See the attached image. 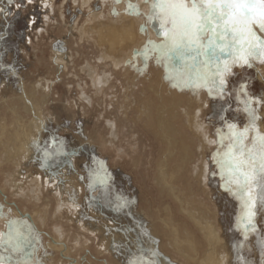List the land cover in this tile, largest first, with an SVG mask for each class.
Segmentation results:
<instances>
[{
    "label": "rangeland",
    "instance_id": "1",
    "mask_svg": "<svg viewBox=\"0 0 264 264\" xmlns=\"http://www.w3.org/2000/svg\"><path fill=\"white\" fill-rule=\"evenodd\" d=\"M4 1L8 4L10 15L9 17H6L5 13L4 18H1L0 14V119H4L5 123L13 128V126L15 127V124H17L15 123L16 120L20 118L21 120L19 123H24L26 126V124L32 121L33 115L27 114L21 105V96L23 92L32 93L35 89V84L41 82L40 80L42 79L53 82V85L55 86L52 91L48 92L49 86L41 87V85L40 90L38 89L37 91V99L40 101L41 98H43L41 101V110L44 113L43 119L45 121L43 126L46 129L42 132L41 152L52 147L56 138H61L62 142L68 148L74 146L79 149L83 147L82 145L91 149L94 148L97 155L101 157L105 156L108 168L116 170L119 174L116 176L117 185L114 184V186L117 189V194L120 193L121 195L120 199L122 200L123 208L118 209L113 207L112 211L114 215L121 216L122 214L125 219H122V222L125 225L126 223L124 221H126V218L133 215L140 221L139 226L147 229V233L150 232V230L153 231L152 226H156L160 232L158 233V236L156 235L158 237L157 252L163 258L167 257L173 264H198V262L193 263V260L187 263L182 256H179L170 250V247L166 244V241L171 240L166 231L168 228L165 229V234L161 229L160 220H158L163 217V208L169 204L171 213L169 214L168 219H170L171 223L174 225V229L177 230L179 240L187 242L183 248L189 249L188 247L191 242L196 243L198 248L195 249V251L199 256L203 257L204 253L202 255L201 253L207 247L204 246L205 241L202 239L203 235L193 225L191 220H188L189 218L187 217V219L185 214L178 210L179 206H177L176 202L178 200L176 198H171V196L165 193L161 187H157L155 182L157 177V166L161 165L164 158L168 157L167 145L163 136L164 130L162 131L159 126L160 114L157 104L160 106V103H158L157 99L151 94L152 89L161 87L164 79L167 78L165 74L168 70L160 71V69H158L165 67L164 64L158 60L155 52L150 48V53L148 56L144 57L146 64L140 66L137 63V60L140 58V51L139 53L136 52L137 55L134 56L135 58L133 59L136 65L134 66V64L131 63L126 67L127 70L124 73L121 71L111 72L114 77V80L112 79L113 81L110 83L111 89H106L104 93L101 92L95 94L96 91L92 88L91 83L85 76L82 68L88 62L96 65L99 73H110V67L108 64H105V66L97 65V59H99L100 55L98 46H94L91 42L81 41L78 36L79 28L82 29L85 26V20H87L88 17V8L87 10L84 8L83 11H79L76 9H79L80 6L70 2V0H68V2L65 0H58L55 5V10L51 12L50 8L46 6L42 0H3V3ZM75 1L77 2V0ZM115 1L119 4L122 3L123 0ZM144 1L146 4L150 3L148 9L150 14V8L153 2L151 3L152 0ZM1 3L0 0V9L2 6ZM67 3L69 4L67 5ZM125 4L127 5L126 15L133 16L134 13L137 15L141 13L137 3L135 4L126 0ZM3 5H5V3ZM60 7L63 8L60 9ZM81 8L82 7H80V9ZM102 10L104 9L102 8ZM108 12L110 13L109 17L116 20L120 11H107L106 13ZM61 13L64 15L65 25L68 27H65V25L62 24L63 19L61 18ZM70 18L72 19L70 20ZM144 18L146 20L143 19L142 26H146L148 29L150 28L154 32L156 38L161 41L162 38L157 35L158 24L155 21L149 22L146 16ZM142 26L140 31L142 34H145L146 30L143 29ZM61 42L63 48L66 49V53H63L62 56L64 67L60 68L59 66V68H53L52 56L59 52H54L51 45ZM154 43L156 44V42ZM131 54L134 55L135 52ZM253 61L257 67L259 66L258 68L264 77V61L258 59H253ZM139 69L141 73L139 72ZM61 70L63 72H61ZM153 70H155L157 74H155L156 72L152 73ZM255 77L256 76L247 65L242 67L233 66L230 74L226 76V87L224 88L222 96L220 95L218 87H213L212 85L204 86V92H206L205 96L208 100L209 106L207 107V110H205L202 120L209 128L212 137L217 142L216 147L206 150L204 155V162H206V167H208L207 172L208 174L211 173L209 180H207V195L204 194L201 185L195 180L191 171V168L198 162L197 153L195 151L196 149L198 150L199 140L192 136L189 130L185 127V124L181 119L182 117L179 112H176V109L169 112L166 117L167 120L170 119L173 126V132L175 133L173 136L176 137L178 142L180 141L182 143V145L178 144L182 147L176 145V152H183L185 148L190 146V150L186 149L190 156V161L186 166L179 168V161L177 158L175 159L174 155L169 158L173 161L167 159V168L165 170L167 177L172 181V186L179 193L175 196L190 205L187 209L201 210L206 216L209 215L208 217H211L212 220H215V218L217 221L219 220L218 223H221L219 226L222 230L221 236L223 238L222 255L226 256L227 264H250L251 261L255 264H264V203H261L260 200L257 199L258 197H256L254 206L250 205L249 208L246 209L243 206L241 199L234 195L235 184L230 185L228 183L227 178L229 172L226 169H222L213 159L214 155L217 154H220L218 155V158H223L224 153L229 150L228 144L230 143V133L228 125L235 124L242 130L252 119V117L242 109L240 106L242 104L240 103V105H238L241 98H246L245 100L249 101L248 111H254L256 120L258 119L257 116L259 112L260 116L263 118L260 126L264 128V82L262 84L259 80H255ZM166 84H168L167 90H163L166 92L163 96L165 101L162 102L165 106L171 105L172 101H179V97L176 100L169 98L175 94L174 92L184 93L185 91V93L187 92L188 94L192 93L187 89L188 84L183 80L175 79L174 76L167 81ZM242 85H245L243 91H241ZM44 89L47 91H44ZM130 89L133 92L131 94L132 97L130 96V105L127 107L125 103L128 99L125 97V100H123V96L124 93H127L128 91L130 93ZM212 89L217 90L218 97L214 98L212 96V98L209 95V90L212 93ZM144 92L147 96L145 95L146 97L143 98ZM243 92L247 93V97L241 95L244 94ZM81 94L86 96L87 99L90 98L92 100L90 104L91 106H89L83 98L82 100L79 99ZM180 98L182 99L181 103L184 105L186 100H184L185 97L180 95ZM153 100L156 103H154ZM255 101H259V103H255ZM13 103L18 104L19 109L16 110L17 114H12L11 110H8L7 106L12 105ZM124 106L128 109L136 106L134 111L128 114L129 117L127 118H125L123 112V110H126ZM141 107L150 108L149 115L147 114L146 117H140L141 114L139 109ZM242 111L248 115L246 118L241 116ZM140 118L143 119L141 120ZM149 118L150 120H148ZM108 122L115 123V127L118 130L116 140L111 135L112 131L108 128ZM165 136L171 138L172 135L166 131ZM21 138L23 139L22 136ZM177 147L178 149H176ZM120 154H122V156H120ZM193 154L195 155L194 157ZM44 157L45 155L43 154L42 158L45 161ZM68 159H70L72 163L74 161L73 166H71L73 169H76V160L72 157ZM25 162L26 160H22V163L24 164L21 165L22 167H20V171H18L17 174H14L11 169L0 171V189L1 191L3 190L6 201L9 203L7 205L12 208H18L21 213H25L26 211L32 213L39 202L36 201V199H33L34 197L31 195L32 193H30L29 199H17L15 195L13 196L12 194V190H15V188L11 183L17 181L15 184L21 185L22 181H26L24 179L26 176H39V173L43 175L46 172L44 171L45 169L49 170V166L46 165L47 162L45 161L46 163L43 167H41V165L30 166L29 164V166L27 165V167H25ZM55 167L56 166H53V168ZM58 169L60 170L61 167ZM8 174L10 177L7 179ZM74 175H76V173ZM77 175L80 176L78 172ZM74 178L76 179V182H78V177L74 176ZM26 185L27 184H24L23 186ZM80 187V195H86L84 187ZM229 188H232L233 191H230ZM28 189V191L33 190L31 187ZM41 189L44 190L43 188ZM43 194L45 199L49 198L47 192H44ZM91 198V202H98L94 200V197L91 196ZM130 198L133 199L132 202H129L128 199ZM47 207L49 208V219H52V221H48V225L41 226L37 221L32 224L27 220L23 221L26 223V226H28V230L31 233H34L33 228L35 227L45 235L58 239L55 230L61 228L64 235L62 237L63 241L65 240V237L67 240H73H69V245L73 248L76 247L73 242H75V239L78 236V240L81 242L82 238H88L85 248L80 244L84 250L80 248L79 250H76L77 252L75 251L77 254V256H75L76 259L84 258V256H86V259H88V262L91 264H102L103 261H108L107 264L125 263L126 260L122 259L124 254H119V256H115L114 259L104 257L99 252L98 247L103 245L104 237H94V240L91 237H86V232L83 234L82 232L84 231L79 230L78 224L74 222L71 223L65 216L60 217L62 218L61 221L59 218L58 220L56 219L55 222V203L52 202L48 204ZM90 208L93 207L90 205ZM131 208L138 213H135L133 210L132 213H127L126 211ZM250 211L255 214L251 217V222L249 223ZM140 213H143L144 215H141ZM139 215L142 216V219H139L141 218ZM170 215L172 217H170ZM66 220L69 222L67 221V224L64 225L63 222ZM118 225L120 226V224ZM43 227H45V230L42 229ZM130 227L132 226H129V229ZM216 228L217 230L220 229L219 227ZM81 230L83 229L81 228ZM190 235L191 237H189ZM36 237L34 236L33 238H36L35 240L39 246L37 252H40L39 250L45 245V236L36 235ZM136 237L137 236H134V238ZM188 237L191 239V242L188 240ZM64 242L67 243L66 240ZM90 242L92 243L90 244ZM146 243H148L146 240H140L138 245L141 246V250L146 249ZM131 249L132 253L130 254L132 256L133 253L136 254V256L134 255L135 259L131 258V262L138 261L140 258L137 256V251H134L133 247ZM114 250V252L117 251L116 249ZM160 253L164 254L165 257ZM127 264L129 263L127 262Z\"/></svg>",
    "mask_w": 264,
    "mask_h": 264
},
{
    "label": "bare ground",
    "instance_id": "2",
    "mask_svg": "<svg viewBox=\"0 0 264 264\" xmlns=\"http://www.w3.org/2000/svg\"><path fill=\"white\" fill-rule=\"evenodd\" d=\"M42 1L49 8H53V2H55V0H45V1L42 0ZM90 1L91 0H79V4H81L80 5L81 7L87 8V6H89ZM109 1H111V0H98V2H100L101 4L108 3ZM130 1H133V0H130ZM137 1H138V4L140 6L141 11L144 13H147L148 4L147 5L143 4L141 2L142 0H137ZM72 3L78 4V3H76L75 0ZM5 5H6V3H5ZM5 5L2 4L1 9H0L1 18H4V14L6 11ZM120 7H121V9H123V7L121 5H120ZM101 11L99 13H94V12L89 11L87 20H85L84 28H82V29L79 28V36H80V39L82 41L91 42L94 44V46L95 45L98 46V48L100 50L99 59H97L98 63H100V64L101 63L102 64L107 63L108 66L112 68L113 72L121 71L122 73H124L127 70L126 67L131 64L130 61H134L133 60L134 56L137 55L136 52L139 53V51H140V58L137 60V63L140 66L143 64H146V61H144V57L148 56V54L150 53V43L153 44L154 42H156V44H159L161 41H159L156 38V36L154 35V32L151 31L150 29H148L147 27H146V33L142 34L140 29H141V26L143 24L144 18L143 17L141 18V17L124 15L121 12L119 14L118 18L116 20H113L112 18L109 17V15L108 16L103 15V11L102 12ZM107 11H108V9H107ZM133 52H135L134 55L131 54ZM58 55L59 54H56L54 56L55 58L53 59V63L55 65H58V62L63 61L58 57ZM250 66L254 69L257 78L261 79L264 82V77L262 76L261 71L258 68L259 66L257 67V65L254 63L253 60L250 61ZM158 69H160V71L166 70L165 67L158 68ZM82 71L85 73L87 78L90 80L92 88L96 91L95 94L101 93V92L104 93V91L106 89H109L111 87L110 83L112 82V79L114 78L113 73H111V72L110 73H105V72L99 73L97 70V66L90 64L88 62L84 65V67L82 68ZM139 72L141 73L140 69H139ZM154 72H156V71L153 70L152 73H154ZM166 72L167 73L165 75L167 76V78L164 79L163 85L161 87H158V88H153V89L151 88L152 89V91H151L152 96L157 99L158 103H160V106L157 104V108H158V111L160 114L159 126L161 127L162 131L164 130L163 136H164V139H165V142L167 145V156H168L167 158H164V161L161 165L157 166V177H156L155 182H156L157 187H161V189L165 193L170 195L171 198H173V199L176 198L178 200V201H176L177 206H179L178 210H180V212L185 214L186 218L188 217L189 219L188 218L187 219L191 220L193 225L203 235L202 239H204V241H205L204 246L205 247L207 246L206 249L204 250L205 252L203 251L201 253V255L204 253L203 257L199 256V254L195 251V249L198 248L197 244L192 243L191 239L189 238V237H191L192 233L188 237L189 239L187 238L191 242L190 246L188 247L189 249L183 248V246H185L187 242L179 240L177 230L174 229V225L171 223L170 219H168L169 214L171 213V209L169 207V204H168V206H165L163 208V210H162L163 217L161 219H158V220H160L161 229L163 230L164 233H165V229L168 228V230H166V231L168 232V234H169L168 236L171 238V240L166 241V244L168 245V247H170V250H172L175 254L182 256L187 263L189 261L193 260V263L198 262V264H227L226 263V261H227L226 256L222 255L223 254V251H222L223 238L221 236L222 230L219 226L221 223L220 224L218 223L219 220L217 221L216 218H215V220L214 219L212 220L211 217H208L209 215L206 216V214H204V212L201 210L187 209L188 207H190V205L188 203H185L184 200L175 196L179 193L172 186L173 183H172V181L169 180V178L167 177V174L165 172V170L167 168L166 161H167V159L173 161L172 159H169L173 155H174L175 159L177 158L179 161L178 162L179 168L186 166V164L190 161V156L187 153V150H190V146L185 148L183 152H176V150H175L176 145H178V144L182 145V143L180 141L178 142L176 137L173 136V134H175L173 132L174 131L173 126L171 124L170 119L167 120V118H166L167 114L169 112H171L173 109L174 110L176 109L177 110L176 112H179L180 116L182 117L181 119L184 122L185 127L189 130V132L192 134V136H194L195 138H197L199 140V143L197 142L198 143V150L196 149V151H195L197 153L198 162L196 163V165H194L192 168L191 167L190 168L192 169L191 171L193 173V177H195V180L198 182L199 185H201L202 191L204 192V194L207 195V191H208L207 180H209L211 173L208 174V172H207L208 167H206L207 166L206 162H204V155L206 153V150L215 148L217 145V142L212 137V135L210 134L209 128L206 126V124L202 120L204 112H205V110H207V107L209 106L208 100L206 99V96H205L206 92H204L205 88H204V86L187 85L188 86L187 89L189 90V92H192V93L188 94L187 92L185 93V91H184V93L174 92L176 95L174 94L173 96H171L169 98H173V100H176L179 97L180 102L179 101H172L171 105L165 106L162 102L165 101L163 96H164V94H166V92L163 90L164 89L167 90L168 84H166V82L169 81L173 77L172 73H170L169 71H166ZM155 74H157V72ZM41 83L42 82H38L35 84V89L33 90L32 93L23 92V94L21 96V98H22L21 99V105L27 114L33 115V119L30 118V119H32V121H30L25 126L24 123L23 124L19 123V121L21 120L19 118L15 122V123H17V124H15V127L13 126V128H11L10 126H8L5 123L4 119H0V171L1 170L6 171L7 169H11L14 172V174L15 173L17 174V172L20 171V167H22L21 165L24 164V163H22V160H26V162H25L26 166L25 167H27L28 164L30 166H32V165H35V166L41 165V167L45 166L44 164L46 163L45 162L46 160L45 161L43 160V158H42L43 153L41 152L42 132H43V130H46L43 126L44 121H45L43 119L44 113L41 110V101L43 100V98H41L40 101L37 99V96H38L37 91H38V89L40 90V85H41V87L42 86L47 87L48 85H50L52 83L49 84L48 81L46 82V84L44 81L43 85ZM21 87H22V85H21ZM48 89H49V87H48ZM44 91H47V90L44 89ZM51 91H52V89H51ZM132 92L133 91L130 89V95L128 97H126L128 99V101L130 99V96L132 97V95H131ZM209 93L208 94L211 97L213 96L214 98H216L215 96H218V93L214 89H212V93L209 90ZM145 95L146 94L144 92V96L142 95L143 98L147 96V95L146 96ZM180 95L185 97L184 100L186 99L184 105L181 103L182 99L180 98ZM82 98L86 101L87 104H91L90 98L87 99L86 96L81 94V97L79 99L82 100ZM184 100H183V102H184ZM154 103H156V102L154 101ZM128 105H130L129 102L127 104V107H128ZM137 106H138V104H137ZM7 107H8V110L9 109L11 110L12 114H17L16 110L19 109L18 104L13 103L12 105L7 106ZM124 108L126 110H123V112L125 114V118H127V117H129L128 114L134 111V108L130 107V109H128L125 106H124ZM149 111H150V108L141 107L139 109V112L141 114L140 117H146L147 114L149 115V113H150ZM130 118H131V116H130ZM158 119H159V115H158ZM259 119L260 118H258L257 120L255 119V123H254L256 135L257 134L264 135V128L262 126H260L261 121H259ZM134 120H136V119H134ZM148 120H150V118ZM107 125H108V128L112 131V133H111L112 137H114V139L116 140L118 130L115 127V123L108 122ZM124 127H122V128H124ZM106 131H109V130H106ZM166 131L172 135L171 138L165 136ZM131 133H133V132H131ZM127 135H129V134H127ZM21 136L23 137V139L21 138ZM122 144H123V142H122ZM221 144H220V146H221ZM223 144H224V142H223ZM179 145H178V147H182ZM178 147L176 149H178ZM172 148H173V150H172ZM113 149H114V147H113ZM215 152H216V150H215ZM120 153H122V152H120ZM122 154H120V156H122ZM194 156L195 155L193 154V157ZM136 159H138V158H136ZM68 160L70 161V159H68ZM46 165L49 166V170H47V169L44 170V171H46L45 174H43L44 176L41 173H39L40 174L39 176L38 175L37 176L32 175L30 177L26 176L24 178L26 181L25 182L22 181L21 185L15 184L17 181H13L11 183L13 185V187L15 188V190H12V194H13V196L15 195V197L17 199L18 198H21L23 200H26V198L29 199L30 198L29 195H30V193H32L31 195L34 197L33 199H36V201L39 202V204L36 206V209L34 211H32V213L31 212L29 213L27 211L25 213H21L18 208H16V207L12 208L11 206L7 205L9 203H7V201H6V197L3 194V190L1 191V189H0V237H2L3 240L5 241V243H0V257H4L6 259L10 257L13 262L20 259L19 255H13L9 251L7 244H6V241L8 239L9 234H12L13 237H16L17 235L19 236L20 242L22 243V245L24 247V252H25L24 258L25 259L30 258L32 261V264H91L88 262V259H86V256H84V258L82 257V258H78V259H76V257H75V256H77L76 250H79L80 248H82L84 250L85 244L87 243L88 238L87 239L82 238V242H81L78 240V237H79L78 236L75 239V242H73L76 247L73 248L71 245H69L70 241H73V240H70V239L67 240V238L65 237V240L67 241V243L64 242L65 240L63 241L62 237L64 235H63L61 228L55 230V233L58 235V239H55L52 236L50 237L49 235H45L44 233L40 232L35 227L33 228L34 233H31L28 230V226H26V223L23 222L24 220H27L28 222H30L32 224L33 222L37 221L41 226L48 225L47 224L48 221L49 220L52 221V219H49V208L47 207V205L53 202V203H55V208H56L54 210L55 222H56V219L58 220L61 216H65L70 220L71 223L72 222L77 223L79 230L84 231V232H82L83 234H85V232H86V234H85L86 237H89V238L91 237L93 240H94V237H104L103 245H100V247H98L99 252L104 257L114 258L115 256L118 257L119 254H124L122 257L123 260H126L124 264H127V262L130 264V262L132 260L131 258L135 259V256H136V254H134V253H133V256L130 254V253H132L131 248L133 247L134 251H137V256H139V258H140L139 260L144 259V258L147 259L148 254H150L151 252L154 251L157 254L156 259L158 261V264H173L167 257L164 256V254L160 253L166 259L163 258L161 255H159L157 252V250H158V247H157L158 237L157 236H158V233H160V232L158 231L156 226H152L153 231L150 230V232L147 233V231H146L147 229L142 228V226L140 227L139 226L140 221L137 220L133 215H132L133 218L131 217V215L128 216L132 222H130V223L126 222L127 223L126 225L122 222V219H124L122 214H121V216H115L114 215L112 217L113 219L108 218L104 212L101 213L102 211L99 210L98 206L91 205L93 208H90L89 203L91 202L92 198H90L86 195H83L84 197L80 195L81 194V187L80 186L84 187L83 186L84 183L79 184L78 182H76V179L74 178V174L75 173L77 174L76 169H73L72 166H71V168L70 167L66 168L64 166H61V169H60L61 171H60L58 169V167H57V169H58L57 170L56 167L53 168V166L49 165L48 163H46ZM41 169H43V168H41ZM8 177H10L9 174L7 175V179H8ZM16 179L18 180L17 177H16ZM9 181H10V179H9ZM24 184H27V185L23 186ZM30 187L33 188V190L28 191L29 190L28 188H30ZM41 188H43L44 190H42ZM22 190H24V191H22ZM38 191H39V193H38ZM256 191H259V190H256ZM44 192L48 193V195H49L48 199L44 198V194H43ZM34 195H36V196H34ZM257 199H259V197ZM128 200H129V202L133 201L132 198H130ZM95 204L97 205L98 202H96ZM128 210L126 211L127 213H129V212L132 213L133 211L135 213H138L133 208L128 209ZM141 215H144V214L142 213ZM140 217L141 218H139V219H142V216H140ZM170 217H172V216L170 215ZM61 219L62 218H60L59 220L61 221ZM67 221L68 220L63 222L64 225L67 224L66 223ZM132 223H133V225H132ZM135 223H136L137 229L134 228ZM118 224H120V226ZM131 225H132V227H130V229H129V226H131ZM138 226H139V228H138ZM216 227H219L220 229L217 230ZM44 228L45 227H43L42 229H44ZM73 228H75V227H73ZM81 228L83 230H81ZM65 230H66V228H65ZM134 232H135V234H134ZM145 232H146V235H145ZM142 233H144V235L146 236V239L148 240V243H146V249H144V250H141V248H140L141 246L138 245V243H140L141 239L145 240L144 239L145 236H142ZM36 235L45 236V245L42 246L41 250H39L40 252H37V249L39 246L37 244V241L35 240L37 238ZM34 236L36 238H33ZM134 236H137V237L134 238ZM99 241H102V240H99ZM92 242H90V244ZM80 244H82L84 248L81 247ZM114 249H116L117 251L114 252L115 251ZM73 250H74V252H73ZM29 253L31 254L30 256L27 255ZM115 254H117V255H115ZM143 256H144V258H143ZM107 263H108V261L102 262V264H107ZM250 264H255V263H253L251 261Z\"/></svg>",
    "mask_w": 264,
    "mask_h": 264
},
{
    "label": "snow or ice",
    "instance_id": "3",
    "mask_svg": "<svg viewBox=\"0 0 264 264\" xmlns=\"http://www.w3.org/2000/svg\"><path fill=\"white\" fill-rule=\"evenodd\" d=\"M147 20L158 24L157 35L162 38L159 44L149 42L150 48L174 78L190 86L212 85L222 96L233 66L264 61V0H153ZM248 103L244 101L246 112ZM249 115L252 119L242 130L228 125L229 150L223 158L213 157L229 172L228 183L235 184L234 195L246 209L254 206L257 196L264 203V135H250L256 117L254 111ZM254 214L249 212V223ZM0 243H5L2 237ZM6 244L20 259L0 257V264H32L24 258L18 235L9 234ZM156 255L153 251L148 259L130 264H158Z\"/></svg>",
    "mask_w": 264,
    "mask_h": 264
},
{
    "label": "flooded vegetation",
    "instance_id": "4",
    "mask_svg": "<svg viewBox=\"0 0 264 264\" xmlns=\"http://www.w3.org/2000/svg\"><path fill=\"white\" fill-rule=\"evenodd\" d=\"M73 1L74 0H70V2H73ZM125 1L126 0H123L122 3H119V5H118L117 4V1L111 0L108 3H105L107 5L106 6L105 4H101L100 2H98V0H93V1L91 0L89 2V6H87L88 10H87V8H85V9L87 10V13L89 11L94 12V13H99L102 10V8H103L104 10H102V11H103V15H105V16L106 15L107 16L108 15L110 16V13L109 12L106 14L107 9H108V11H111V12L117 10V11H120L119 14L122 12L124 15H126L125 13H126V10H127V5L125 4ZM1 2L3 3L2 0H1ZM57 2H58V0H55V2H53V8H50V11L51 12L53 10H55V5H56ZM66 2H68V0H66ZM130 2H133L135 4L136 3L138 4V1L137 0H133V1H130ZM141 2L143 4H145V5H147L144 0H142ZM152 2H153V0L151 1V3ZM2 3H1V5H2ZM4 3H6V2L4 1ZM69 3H67V5ZM76 3H78V4H76L77 6H80L81 5V4H79V0H77ZM91 4H94V5L91 7ZM120 5L123 7V9H121ZM149 5H150V3L148 4V9H149ZM5 7H6L5 13L7 12L6 13V17L7 16L9 17L10 13H9V10H8V4L5 5ZM80 7H79V9L77 8L76 10L83 11L84 7H82L81 9H80ZM138 7L140 9L139 4H138ZM61 8H63V7H60V9ZM58 10H59V8H58ZM140 14L137 15L136 13H134L133 16H135V17H141V18L142 17L144 18L146 16V18H148L149 11H147V13H144V12L141 11ZM6 17H5V19H6ZM61 18L63 19V22H64L62 24L65 25V20H64L65 18H64V15L62 13H61ZM144 20H146V19L144 18ZM65 27H68V26L65 25ZM142 27H143V29L146 30V28H145L146 26L145 27L142 26ZM78 36H79V33H78ZM79 38H80V36H79ZM27 40L30 41L29 39H27ZM51 47H52V49H54V52H59V53H56V54H59L58 57L61 60H63L62 59V56H63V53L64 54L66 53V49L63 48L62 42L61 43L54 44V45H51ZM56 54H54V56ZM54 56H52V63H53V59L55 58ZM130 63L134 64V66H135V62L134 61L133 62H130ZM53 65L55 66V67L53 66V68H56V67L59 68V66H60V68H63L64 67V60L62 62H58V65H55L54 63H53ZM97 65H99V66H101V65L102 66H105L104 63L103 64L102 63L101 64L100 63H97ZM248 68L256 76L254 69L251 66H248ZM61 72H63V71L61 70ZM110 72H113L111 67H110ZM255 80H259L263 84V81L261 79L257 78V76L255 77ZM44 81L46 82L48 80H43L42 79L41 80V82H42L41 84L42 85H43V82ZM89 82H90V80H89ZM48 83L49 84L52 83V84L48 85L49 86L48 92H50L51 89L53 90V88H54L55 85H53V82H51V81H48ZM243 86H245V85H243ZM216 92H217V90H216ZM124 94L125 95L123 96V100H125V97H127V96L130 95L129 91L127 93H124ZM241 95L242 96H245V94H241ZM215 97H218V96H215ZM245 97H247V96H245ZM245 99L241 98V100L238 103V105H240V103L242 104L240 106L244 110H245L244 101H246ZM129 101H131V100L129 99ZM129 101H127L125 103V105H127ZM89 106H91V105L89 104ZM247 114L249 115V111H247ZM248 115H246L242 111V114H241L242 117H245L246 118ZM258 118H260L259 121H262L261 120L262 117L260 116L259 112H258ZM241 119L244 120L243 118H241ZM250 135H252V136H255L256 135L255 127H253L252 131L250 132ZM55 140L56 141L54 142V144H53L52 147H50L47 150H43L42 151V153L45 155L44 158H45L46 162L49 165L56 166V169H57V167L60 168L61 166H64L66 168L67 167H70L71 168V165L73 166L74 161H73V163H72V161L71 162L68 161L67 159L70 158V157H72L74 160H76L75 166H76L77 172L79 173L80 176H78L77 174L74 175V176L75 177L76 176L78 177L79 184L80 183L81 184L84 183L83 186H84V192H85L86 196H89L90 198L92 196V197H94V200L95 201H98V204L97 205L95 203H93V202H90L89 204L90 205H93V206H98L99 207V210L102 211V212H104L105 215H107L108 218H112L114 216V213L112 211V208L113 207L114 208H118V209L119 208H123L122 200L120 199V196L121 195H120V193L117 194V189L114 186V184L117 185L116 176H118L119 174L116 172V170H113V169H109L108 168V166L106 164L107 161L105 160L106 159L105 156L104 157H101V156L97 155V153H96V151H95L94 148L91 149V148H89V147H87L85 145H82L83 147H81L79 149L75 148L74 146L68 148L62 142V139L61 138H56ZM66 160H67V162H66ZM119 186H120V184H119ZM119 205H122V207H120ZM129 221H131V219L127 217L125 223L126 222L130 223ZM134 228L137 229L136 224L134 225ZM138 228H139V226H138ZM145 235H146V233H145ZM145 235H144V233H142V236H145ZM144 239L148 242V240L146 239V236H145Z\"/></svg>",
    "mask_w": 264,
    "mask_h": 264
},
{
    "label": "water",
    "instance_id": "5",
    "mask_svg": "<svg viewBox=\"0 0 264 264\" xmlns=\"http://www.w3.org/2000/svg\"><path fill=\"white\" fill-rule=\"evenodd\" d=\"M70 20H71V18H70Z\"/></svg>",
    "mask_w": 264,
    "mask_h": 264
}]
</instances>
